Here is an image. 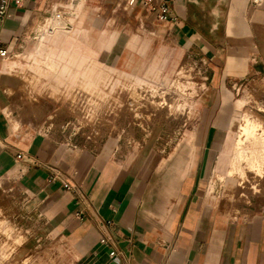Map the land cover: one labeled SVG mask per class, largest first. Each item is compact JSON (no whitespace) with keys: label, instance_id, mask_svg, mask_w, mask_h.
<instances>
[{"label":"crops","instance_id":"obj_1","mask_svg":"<svg viewBox=\"0 0 264 264\" xmlns=\"http://www.w3.org/2000/svg\"><path fill=\"white\" fill-rule=\"evenodd\" d=\"M141 1L127 6V0H9L0 21L3 46L28 48L38 28L40 38L27 63L0 58V179L21 189L35 226L1 264H264V212L226 219L209 211L186 163L195 156L192 135L185 139L192 148L186 142L172 163L162 165L155 153L138 148L122 158L42 136L23 139L11 128L17 122L4 115L10 112L5 92L15 87L13 72L23 81L38 76L34 66H40L38 83L50 96L81 107H96V98L111 93L114 81H168L188 72L175 67L181 59L196 61L201 75L215 77L214 84L219 77L264 68V0H150L149 6ZM161 4L169 9L166 19L159 16ZM50 6L79 12L78 25L60 12L49 16ZM114 15L119 23H113ZM114 27L121 28L114 38L93 34ZM129 27L142 36L128 34ZM79 33L90 35L81 41ZM82 42L119 43L120 51L103 63L95 55H105V45L95 49ZM149 42L153 50L146 57ZM164 51L172 67L161 72ZM135 53L151 58L147 65L145 58L138 60L142 76L112 66L123 69ZM56 78L63 83L54 85ZM176 157L183 163L179 169ZM165 165L167 175L159 178L156 170ZM223 166L224 156L218 161Z\"/></svg>","mask_w":264,"mask_h":264},{"label":"rangeland","instance_id":"obj_2","mask_svg":"<svg viewBox=\"0 0 264 264\" xmlns=\"http://www.w3.org/2000/svg\"><path fill=\"white\" fill-rule=\"evenodd\" d=\"M129 3L127 0V6ZM50 9L49 16L60 12L64 20L73 17L74 25H78L76 16L79 12L53 10L52 6ZM113 17V23H119L120 16ZM104 30L98 33L94 29L93 34L114 38L121 28ZM113 31H116L114 35ZM127 33L142 36L138 28L129 27ZM87 35L90 34L79 33L78 36L84 41ZM39 38L38 28L36 39L28 48L24 45L5 47L6 53L0 58L5 63H27V54H32ZM83 44L95 49L105 45L107 53L95 55L103 63L115 60L120 51L119 43H80ZM64 45L68 46V43ZM147 47L150 54L148 52L146 57L151 56L152 42ZM146 57L139 53L130 54L123 69L114 63L112 66L142 76L144 68H138L137 62L145 58L143 62L150 64L151 58ZM161 58L164 61L159 65L161 72L169 71L172 67L169 51H164ZM196 64L192 59L179 60L175 67H184L188 72L168 81L135 79L123 85L114 81L116 84L111 93L103 99L96 98V107H81L68 98L50 96L38 83L40 66H34L38 76H24L23 81L13 72L15 87L5 92L10 112L8 117L6 113L4 115L9 122H17L15 126L10 123L11 128L23 139L42 136L70 148H91L122 158L138 148L141 152L155 153L157 163L162 165L172 163L174 153L186 142L192 148V141L185 140L192 135L195 137V156L188 157L186 163L193 167L192 175L201 187L199 195L209 211L226 219L262 213L264 164L260 179L256 177L250 160L238 161L236 157L263 156L264 159V68L242 77H219L214 84L215 77L201 75ZM62 83L61 79L53 81L54 85ZM53 95L57 92L54 91ZM212 151L215 155L210 158L206 169L207 156ZM223 156L226 166L220 168L218 161ZM176 160L179 169L183 163L180 157ZM155 175L159 178L167 175L166 165L156 170ZM208 192L210 196H207ZM25 198L13 180L0 179V264L24 243L29 228L35 226Z\"/></svg>","mask_w":264,"mask_h":264},{"label":"built area","instance_id":"obj_3","mask_svg":"<svg viewBox=\"0 0 264 264\" xmlns=\"http://www.w3.org/2000/svg\"><path fill=\"white\" fill-rule=\"evenodd\" d=\"M11 1L18 3V2H21L23 0H11ZM149 1L150 0H142L141 2H142V5L149 6L150 5ZM253 1H254V3H257L256 0H253ZM8 3H9V0H0V21L2 20L4 15L7 13ZM168 13H169L168 7L165 4H161L160 5V13H159L160 18L166 19L168 16ZM5 53H6V48L3 46V44L0 40V55H4ZM101 242L104 243L105 240L102 239ZM109 254H110V256H113L115 254V252L111 251Z\"/></svg>","mask_w":264,"mask_h":264},{"label":"bare ground","instance_id":"obj_4","mask_svg":"<svg viewBox=\"0 0 264 264\" xmlns=\"http://www.w3.org/2000/svg\"><path fill=\"white\" fill-rule=\"evenodd\" d=\"M258 4H260L263 0H256ZM58 79H55V81H57ZM252 133V132H251ZM255 133V132H254ZM240 147V146H239ZM245 147H250V146H245ZM242 146V148H245ZM241 148V147H240ZM236 159L238 161H242V160H250L251 161V167L255 170V173L257 174L256 177H262V170H263V162H264V159H263V156H257V157H247V156H238L236 157ZM257 180V179H255ZM258 181V180H257Z\"/></svg>","mask_w":264,"mask_h":264}]
</instances>
